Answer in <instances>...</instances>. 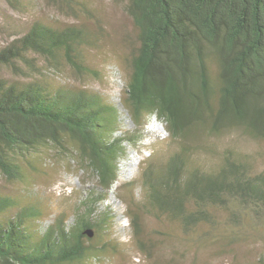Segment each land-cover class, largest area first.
Returning a JSON list of instances; mask_svg holds the SVG:
<instances>
[{"label":"trees","instance_id":"16d2710c","mask_svg":"<svg viewBox=\"0 0 264 264\" xmlns=\"http://www.w3.org/2000/svg\"><path fill=\"white\" fill-rule=\"evenodd\" d=\"M53 1L74 10L83 5ZM122 1L137 31L122 102L137 126L130 135L116 137L120 109L95 91L0 77V172L21 179V155L42 146L65 150L69 140L100 189L84 192L72 216L63 211L42 231L33 228L42 215L38 203L15 209L19 201L0 193V264H83L95 257L102 247L84 231L100 235L102 221H109L108 214L97 216V205L108 199L102 191L118 180L125 141H144L151 117L166 125L178 150L149 162L144 209L186 228L211 221L216 207L264 210V171H252L248 154L218 150L220 162L211 169L194 161L198 147L210 151L213 137L239 131L264 138V0ZM91 38L85 24L56 27L36 20L0 47V65L28 61L34 52L54 61L63 55L80 67V49ZM10 210L14 215L8 216ZM133 224L139 234L138 213Z\"/></svg>","mask_w":264,"mask_h":264},{"label":"rangeland","instance_id":"374dc122","mask_svg":"<svg viewBox=\"0 0 264 264\" xmlns=\"http://www.w3.org/2000/svg\"><path fill=\"white\" fill-rule=\"evenodd\" d=\"M80 1L83 5L74 10L53 0H20L18 5L0 0V47L27 32L36 20L56 27L85 24L92 32L91 42L80 49V67L72 66L63 55L54 61L30 52L28 61L0 65V77L22 83L39 78L54 86L65 84L99 93L120 109L115 135L123 139L137 128L122 104L129 72L127 56L137 31L122 0ZM146 130L149 137L143 143H124L118 180L110 191H102L108 199L97 205V216L109 215V221H102L101 234L95 233L92 240L102 249L83 264H264V210L216 207L211 221L186 228L181 220L142 207L146 197L142 178L149 162L167 160L178 150L166 125L155 117L149 119ZM209 141L210 151L198 147L194 153L201 167L215 168L220 162L218 150L234 147L250 156L254 173L264 171V138L233 131ZM64 144L65 150L42 146L28 157L21 155V179H9L0 172V193L19 201L15 209L39 204L42 215L33 228L40 231L63 211L72 216L86 192L100 190L96 178L83 168L76 145L69 140ZM14 213L10 210L8 216ZM137 213L142 225L139 234L133 224Z\"/></svg>","mask_w":264,"mask_h":264},{"label":"water","instance_id":"95a60500","mask_svg":"<svg viewBox=\"0 0 264 264\" xmlns=\"http://www.w3.org/2000/svg\"><path fill=\"white\" fill-rule=\"evenodd\" d=\"M85 234H87L89 237H93L95 232L93 229H87L84 231Z\"/></svg>","mask_w":264,"mask_h":264},{"label":"clouds","instance_id":"9594fccd","mask_svg":"<svg viewBox=\"0 0 264 264\" xmlns=\"http://www.w3.org/2000/svg\"><path fill=\"white\" fill-rule=\"evenodd\" d=\"M158 120V119H157ZM159 121V120H158ZM148 126V125H147ZM148 134L146 133V138L144 139V141L148 140Z\"/></svg>","mask_w":264,"mask_h":264},{"label":"bare ground","instance_id":"6f19581e","mask_svg":"<svg viewBox=\"0 0 264 264\" xmlns=\"http://www.w3.org/2000/svg\"><path fill=\"white\" fill-rule=\"evenodd\" d=\"M115 134H116V133H115ZM116 137H121V136H116ZM121 138H122V137H121ZM141 142L143 143L144 141H141ZM106 201H107V200H106ZM106 201H105V202H106Z\"/></svg>","mask_w":264,"mask_h":264}]
</instances>
